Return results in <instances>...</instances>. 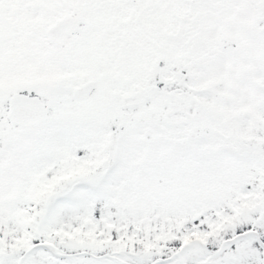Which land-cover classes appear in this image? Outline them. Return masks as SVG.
<instances>
[{
  "label": "snow or ice",
  "instance_id": "snow-or-ice-1",
  "mask_svg": "<svg viewBox=\"0 0 264 264\" xmlns=\"http://www.w3.org/2000/svg\"><path fill=\"white\" fill-rule=\"evenodd\" d=\"M0 264H264V0H0Z\"/></svg>",
  "mask_w": 264,
  "mask_h": 264
}]
</instances>
